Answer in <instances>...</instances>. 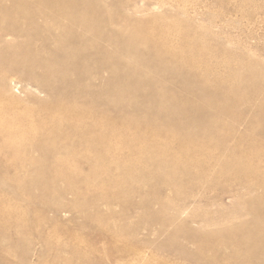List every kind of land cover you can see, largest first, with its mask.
<instances>
[{
    "label": "rangeland",
    "instance_id": "obj_1",
    "mask_svg": "<svg viewBox=\"0 0 264 264\" xmlns=\"http://www.w3.org/2000/svg\"><path fill=\"white\" fill-rule=\"evenodd\" d=\"M214 263L264 264V0H0V264Z\"/></svg>",
    "mask_w": 264,
    "mask_h": 264
},
{
    "label": "bare ground",
    "instance_id": "obj_2",
    "mask_svg": "<svg viewBox=\"0 0 264 264\" xmlns=\"http://www.w3.org/2000/svg\"><path fill=\"white\" fill-rule=\"evenodd\" d=\"M17 9H18V8H17ZM17 13H18V12H17ZM22 16H23V15H22ZM189 35H190V34H189ZM109 38H110V37H109ZM166 38H167V37H166ZM156 40H157V39H156ZM156 40H155V41H156ZM153 41H154V40H153ZM155 41H154V42H155ZM201 45H203V44H201ZM191 47H192V46H191ZM204 47H205V45H204ZM155 50H156V49H155ZM200 50H201V49H200ZM200 50H199V51H200ZM158 51H159V50H157V52H158ZM162 51H163V50H162ZM189 51H190V49H189ZM203 51H204V50H202V52H203ZM60 52H61V51H60ZM62 52H63V50H62ZM31 54L35 56V54H33V53H31ZM68 54H69V53H68ZM203 54H204V53H203ZM204 55H205V54H204ZM21 56H22V55H21ZM21 56H20V57H21ZM34 56H33V57H34ZM128 56H130V55H128ZM171 56H172V55H171ZM23 57H24V56H23ZM120 57H121V56H120ZM168 57H169V56H168ZM185 57H186V56H185ZM122 59H123V58H122ZM195 60H196V59H195ZM164 61H165V60H164ZM192 61H193V60H192ZM193 62H195V61H193ZM61 64H62V63H61ZM133 64H134V63H133ZM164 64H165V63H164ZM131 66H132V64H131ZM47 67H48V66H47ZM181 67H182V66H181ZM186 67H187V66H186ZM190 67H191V66H190ZM48 68H49V67H48ZM61 73H62V72H61ZM139 73H140V72H139ZM250 73H251V72H250ZM134 74H135V73H134ZM138 75H139V74H138ZM139 76H140V75H139ZM139 76H138V77H139ZM58 77H59V76H58ZM123 77H124V76H123ZM130 78H131V77H130ZM135 78H137V75H136ZM117 80H118V79H117ZM135 81H136V80H135ZM126 82H128V81H126ZM63 83H64V82H63ZM131 84H132V83H131ZM136 85H137V84H136ZM136 85H135V86H136ZM126 86H127V85H126ZM129 86H131V85H129ZM131 87H134V86L132 85ZM126 88H128V87H126ZM135 88H136V87H135ZM139 89H140V88H139ZM122 91L124 92L125 89L122 90ZM130 91H131V89H130ZM130 91H128V93H129ZM134 91H135V90H134ZM134 91H133V92H134ZM137 91H138V90L136 89L135 93H136ZM128 93H127V94H128ZM131 93H132V92H131ZM135 93H134V94H135ZM132 94H133V93H132ZM146 94H147V93H146ZM148 97H149V96H148ZM148 97H147V98H148ZM147 98H146V99H147ZM148 99H149V98H148ZM130 100H131V98H130ZM128 101H129V100H128ZM151 104H152V103H151ZM168 106H169V105H168ZM49 117H50V116H49ZM52 117H53V116H52ZM50 118H51V117H50ZM2 121H3V120H2ZM31 121H32V120H31ZM93 123H96V122H93ZM90 127H91V126H90ZM48 129H49V128H48ZM113 130H114V129H113ZM92 131H93V130H92ZM31 134H32V133H31ZM34 134H35V132H34ZM49 135H50V134H49ZM10 137H11V136H10ZM41 139H42V137H41ZM43 139H44V138H43ZM58 140H60V139H58ZM5 141H6V138H5ZM7 141H9V140H7ZM41 142L43 143V145H45V143H46V145L48 144V143H47L48 140H45V139H44V141L41 140ZM90 142H91V141H90ZM165 143H166V142H165ZM17 144H18V143H17ZM39 144H40V143H39ZM37 145H38V144H37ZM130 145H131V144H130ZM10 146H11V145H10ZM127 146H128V145H127ZM166 146H167V145H166ZM184 147H185V146H184ZM201 147H202V146H201ZM203 147H204V146H203ZM44 148H45V147H44ZM46 148H47V147H46ZM47 149H48V148H47ZM202 149H203V148H202ZM127 150H128V149H127ZM189 150H190V149H189ZM203 150H204V149H203ZM14 151H15V150H14ZM15 152H16V151H15ZM169 152H171V151H169ZM203 153H205V150H204ZM16 154H17V153H16ZM147 155H148V154H147ZM188 156H190V155H188ZM210 156H211V154H210ZM148 158H149V157H148ZM153 159H154V158H153ZM180 159H181V158H180ZM41 160H42V159H41ZM155 160H156V159H155ZM185 160H186V159H185ZM200 160H202V159H200ZM46 162H47V161H46ZM46 162H45V163H46ZM186 162H187V161H186ZM186 162H185V163H186ZM168 163H169V162H168ZM188 163H189V162H188ZM46 164H47V163H46ZM189 164H190V163H189ZM191 164H192V163H191ZM145 166H146V165H145ZM145 166H144V167H145ZM192 166H193V164H192ZM188 167H189V165H188ZM43 168H44V167H43ZM189 169H190V168H189ZM192 171H193V170H192ZM192 171H191V172H192ZM198 171H199V170H198ZM199 172H200V171H199ZM178 173H179V172H178ZM182 173H183V172H182ZM38 175H39V174H38ZM168 175H169V174H168ZM42 177H43V175H42ZM55 177H56V175H55ZM108 177H109V176H108ZM43 178H44V177H43ZM68 179H69V178H68ZM113 184H114V183H113ZM258 225H259V224H258ZM251 227H252V226H251ZM251 233H252V232H251ZM246 254H247V253H246ZM214 264H215V263H214Z\"/></svg>",
    "mask_w": 264,
    "mask_h": 264
}]
</instances>
